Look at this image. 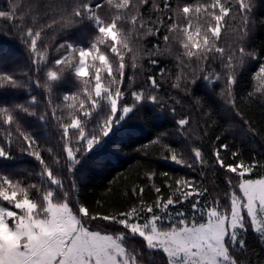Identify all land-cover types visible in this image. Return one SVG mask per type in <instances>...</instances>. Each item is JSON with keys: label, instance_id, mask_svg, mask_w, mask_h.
I'll return each instance as SVG.
<instances>
[{"label": "snow or ice", "instance_id": "snow-or-ice-1", "mask_svg": "<svg viewBox=\"0 0 264 264\" xmlns=\"http://www.w3.org/2000/svg\"><path fill=\"white\" fill-rule=\"evenodd\" d=\"M0 264H264V0H4Z\"/></svg>", "mask_w": 264, "mask_h": 264}, {"label": "trees", "instance_id": "trees-1", "mask_svg": "<svg viewBox=\"0 0 264 264\" xmlns=\"http://www.w3.org/2000/svg\"><path fill=\"white\" fill-rule=\"evenodd\" d=\"M4 0H0V4H3ZM144 143H147L145 140ZM136 161L132 159L131 154H121L120 158L113 159L108 166L107 171L94 173L93 182L97 185H103L109 182L119 172H125L126 169L132 168ZM164 170H176L180 171V166L174 164V162H165Z\"/></svg>", "mask_w": 264, "mask_h": 264}]
</instances>
